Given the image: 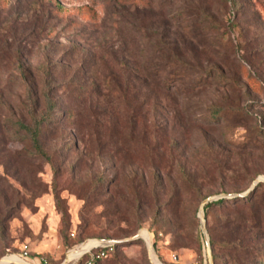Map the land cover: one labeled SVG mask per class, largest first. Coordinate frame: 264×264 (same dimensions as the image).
<instances>
[{"label":"rangeland","instance_id":"1","mask_svg":"<svg viewBox=\"0 0 264 264\" xmlns=\"http://www.w3.org/2000/svg\"><path fill=\"white\" fill-rule=\"evenodd\" d=\"M107 1L0 0V261L28 245L63 264L101 241L115 248L99 264H152L149 238L160 264H262L264 0L236 10L229 0ZM178 60L194 68L185 84L157 88ZM42 65L52 85L75 86L52 89L72 117L44 139L53 166L26 157L6 121L27 119L23 76L43 110ZM209 70L230 85L190 87ZM142 78L149 87L136 93ZM254 183L261 221L249 224L227 200L247 198ZM218 200L227 205L204 214Z\"/></svg>","mask_w":264,"mask_h":264},{"label":"trees","instance_id":"2","mask_svg":"<svg viewBox=\"0 0 264 264\" xmlns=\"http://www.w3.org/2000/svg\"><path fill=\"white\" fill-rule=\"evenodd\" d=\"M231 3L232 8H234L235 10L237 9V7L239 6L238 4V0H229ZM119 2H131V0H108L106 3L108 5H112V4H117ZM73 14H75V16H77L79 19L83 20V21H88V22H95L96 21V12H91L90 10H81V9H76L75 12H73ZM206 23L203 22V24L201 25H205ZM193 28H195L196 26H192ZM197 27H200L197 24ZM199 33V32H197ZM172 58L176 57L178 55L177 50L176 49H172ZM179 62H177L179 64V66L177 68H174V71L171 72V74L167 75L165 80H162L160 78H155L154 81L152 83H154L156 85V87H160V89L165 88L167 89L168 87H176L178 85L183 86L185 84V78H186V72H192L193 71V67H191L190 65H188L187 63H184L180 60H178ZM164 64H158V68L153 70V72H158L160 68H164ZM42 70V75H43V83H42V92H41V101H42V108L43 110L41 112H39L38 114L37 112V106L38 104L34 101H32L31 99V89L29 88V86L26 85L25 82V77L23 76V82L25 83V102L27 103V106L25 108L26 110V114H27V119L26 120H21V119H11L8 118L7 124H9V126L11 127L13 133H14V137H16V141H18L24 148V150H22V152H24L26 157L29 158H33L39 161H42L43 163L49 164L53 166V160L54 157L57 156L54 152H47L44 148V139L46 137V135L52 130L53 126H56L59 124V118H61L64 122L66 120H71L72 121V117H71V113L68 111H64V112H60V110L58 108H60L58 106V104L52 99L51 97V93H52V89H59L60 91L65 90H71L74 91L75 90V86L74 85H69V84H60V85H52V79H51V74L49 71L45 70V66L42 65L39 67ZM215 70H209L208 72L205 73V75H207V78L210 80L206 79H199L194 81L193 83H191V86L194 87H201L204 83H215L218 84L220 86H229L230 85V81L226 78H224L221 74H218V72H214ZM210 73H212V75H210ZM158 76V75H157ZM141 83L143 84V86H145V88L136 86V93L139 92L141 94L142 91H144L147 87H149V83L144 80V78H142ZM128 85V83H125V86ZM137 96V95H136ZM237 110V109H235ZM223 110L218 108V107H212L209 108V117L210 118H219V116L222 114ZM256 132V137L258 138H263L262 135H264V132H262L261 130H255ZM230 136L228 135H222L221 136V141H224L223 143H225V138H229ZM102 184V181L100 179V182ZM260 184H257L252 190H250L248 192V197L246 198V196L241 197V199H237V198H232L230 200H227L230 202V204L232 206H236L239 205L240 206V210L242 211V213L248 216V220L251 221L252 224L256 221L260 222L261 220H259V217L261 216H257V206L253 207V196L255 194V191H257V189L260 188ZM257 188V189H256ZM188 189L190 191H197L195 190V188L193 186H191L189 184ZM253 200V201H252ZM260 200V199H259ZM226 200H218L216 202H212L210 204H207L204 207V214H206L207 210L211 207L214 208H224L227 205V202H225ZM261 200L259 201V205H260ZM246 206V207H245ZM243 220V218L238 219V221ZM247 220V221H248ZM245 221H242V225L241 226H245ZM230 250L233 249V247H235L236 249L238 248L237 246H229L227 245ZM83 246H80L77 250H80ZM115 248V247H114ZM113 248V251H114ZM237 250H234L233 252H235ZM112 254V253H111ZM238 256V254L236 255ZM88 259L89 256L88 255H84L82 256L77 263L80 264H87L88 263ZM102 261H95L92 262L90 264H99ZM237 262V261H236ZM262 264H264V259L262 260Z\"/></svg>","mask_w":264,"mask_h":264},{"label":"built area","instance_id":"3","mask_svg":"<svg viewBox=\"0 0 264 264\" xmlns=\"http://www.w3.org/2000/svg\"><path fill=\"white\" fill-rule=\"evenodd\" d=\"M114 245L112 244H102L96 247H93L85 252H83L80 256L73 260H79L82 256L88 255V263L90 264L95 261H103L108 258V256L113 252ZM15 257L20 259L21 261L27 264H48L47 258L44 256L35 254L32 252L31 248L28 245H24L17 254L9 255L5 258ZM4 259V258H3ZM173 261L177 260V257L172 256ZM192 264H201L199 262H195ZM203 264H206L204 261Z\"/></svg>","mask_w":264,"mask_h":264},{"label":"bare ground","instance_id":"4","mask_svg":"<svg viewBox=\"0 0 264 264\" xmlns=\"http://www.w3.org/2000/svg\"><path fill=\"white\" fill-rule=\"evenodd\" d=\"M148 234V233H147ZM142 236L143 238L145 239V235L142 233ZM102 244H105L104 242H99V241H94L93 243H89L88 245L82 247L80 250H73L71 252L68 253L65 261L63 262V264H68V262L72 259H75L77 258L78 256H80L83 252L93 248V247H96L98 245H102ZM147 247H148V251H149V257L151 255V262L152 264H160L156 258L153 256L152 254V251L150 249V242H149V238H148V242H147ZM80 247V246H79ZM78 247V248H79ZM77 248V249H78ZM73 256V257H72ZM0 264H23V261H21L20 259L18 258H15V257H10V258H4L0 261Z\"/></svg>","mask_w":264,"mask_h":264},{"label":"water","instance_id":"5","mask_svg":"<svg viewBox=\"0 0 264 264\" xmlns=\"http://www.w3.org/2000/svg\"><path fill=\"white\" fill-rule=\"evenodd\" d=\"M255 186H256V183H254V184L251 186V188L249 189V191L252 190ZM199 211H200L201 214H203L202 207L200 208ZM104 243H105V244H112V245H114L113 242H104ZM147 248H148V247H147ZM23 264H27V263L23 262Z\"/></svg>","mask_w":264,"mask_h":264},{"label":"crops","instance_id":"6","mask_svg":"<svg viewBox=\"0 0 264 264\" xmlns=\"http://www.w3.org/2000/svg\"><path fill=\"white\" fill-rule=\"evenodd\" d=\"M73 257V256H72Z\"/></svg>","mask_w":264,"mask_h":264}]
</instances>
